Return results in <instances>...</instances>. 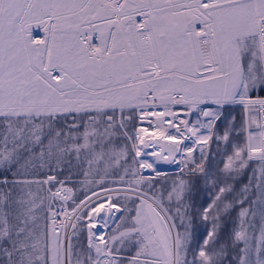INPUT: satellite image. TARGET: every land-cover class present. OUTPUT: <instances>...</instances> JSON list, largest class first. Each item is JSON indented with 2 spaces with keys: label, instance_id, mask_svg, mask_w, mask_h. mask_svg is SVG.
Segmentation results:
<instances>
[{
  "label": "snow or ice",
  "instance_id": "6c2138e0",
  "mask_svg": "<svg viewBox=\"0 0 264 264\" xmlns=\"http://www.w3.org/2000/svg\"><path fill=\"white\" fill-rule=\"evenodd\" d=\"M0 264H264V0H0Z\"/></svg>",
  "mask_w": 264,
  "mask_h": 264
},
{
  "label": "bare ground",
  "instance_id": "6f19581e",
  "mask_svg": "<svg viewBox=\"0 0 264 264\" xmlns=\"http://www.w3.org/2000/svg\"><path fill=\"white\" fill-rule=\"evenodd\" d=\"M148 151L150 152L151 149H149ZM158 167H159V170L162 171V172L171 171V170L177 169V165L170 164V163H168L166 161H160L159 164H158Z\"/></svg>",
  "mask_w": 264,
  "mask_h": 264
},
{
  "label": "rangeland",
  "instance_id": "374dc122",
  "mask_svg": "<svg viewBox=\"0 0 264 264\" xmlns=\"http://www.w3.org/2000/svg\"><path fill=\"white\" fill-rule=\"evenodd\" d=\"M178 169H175V170H171V171H165L164 173H168V174H171V173H174V172H176ZM84 198V197H83ZM83 198H81V199H83Z\"/></svg>",
  "mask_w": 264,
  "mask_h": 264
},
{
  "label": "trees",
  "instance_id": "16d2710c",
  "mask_svg": "<svg viewBox=\"0 0 264 264\" xmlns=\"http://www.w3.org/2000/svg\"><path fill=\"white\" fill-rule=\"evenodd\" d=\"M83 197H84V193L81 192L79 198L81 199V198H83Z\"/></svg>",
  "mask_w": 264,
  "mask_h": 264
}]
</instances>
